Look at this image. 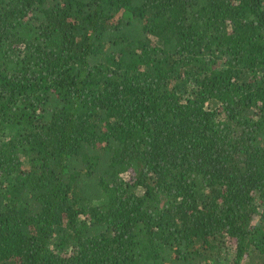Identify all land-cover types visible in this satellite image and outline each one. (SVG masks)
Listing matches in <instances>:
<instances>
[{
    "label": "trees",
    "instance_id": "trees-1",
    "mask_svg": "<svg viewBox=\"0 0 264 264\" xmlns=\"http://www.w3.org/2000/svg\"><path fill=\"white\" fill-rule=\"evenodd\" d=\"M0 264H264V0H0Z\"/></svg>",
    "mask_w": 264,
    "mask_h": 264
}]
</instances>
